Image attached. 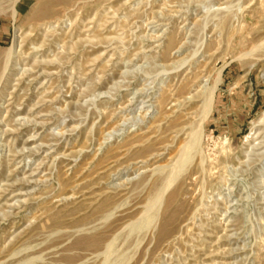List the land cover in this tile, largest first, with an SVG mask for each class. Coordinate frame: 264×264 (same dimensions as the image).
<instances>
[{
    "label": "rangeland",
    "instance_id": "obj_1",
    "mask_svg": "<svg viewBox=\"0 0 264 264\" xmlns=\"http://www.w3.org/2000/svg\"><path fill=\"white\" fill-rule=\"evenodd\" d=\"M44 1L0 0V264H264V0Z\"/></svg>",
    "mask_w": 264,
    "mask_h": 264
},
{
    "label": "bare ground",
    "instance_id": "obj_2",
    "mask_svg": "<svg viewBox=\"0 0 264 264\" xmlns=\"http://www.w3.org/2000/svg\"><path fill=\"white\" fill-rule=\"evenodd\" d=\"M57 1H65V0H45L44 1V3H43V12H45V13H49V12H52V11H54L55 10V5L57 4ZM17 14V12L15 11V15ZM8 65H9V63L7 62L6 63V68H5V70H7V68H8ZM5 72V71H4ZM216 86V85H215ZM200 93H201V91H199ZM199 92H195L196 94H194V95H191V96H189V97H186V100H188L189 102H191L195 97H197V96H199L200 95V93ZM203 108H204V110L202 111V118H201V121L203 122L206 118H207V116H208V114H210V112H211V109H212V104H213V100H214V96H215V90H214V88H212V87H206L205 88V91H203ZM202 105V104H201ZM200 116V115H199ZM190 122V121H189ZM196 122V121H195ZM202 122H200V124H199V128L197 129L196 128V132L194 131L193 133H194V138H192V139H195V141L197 142H195L196 143V145H198V143L199 142H201V140H202V137H203V123ZM184 124V126H183V128H185V127H187L188 126V124H186V123H183ZM186 125V126H185ZM194 142V141H193ZM200 145V144H199ZM195 146V145H194ZM188 153H187V150H186V152H185V150H184V152H183V157L181 156V158H180V160H182V158L183 159H185V157H188V155H187ZM187 159V158H186ZM181 162V161H180ZM182 163V162H181ZM181 163H180V165H181ZM183 164H185L184 162H183ZM182 166V165H181ZM181 166H180V168H181ZM183 167V166H182ZM171 176V175H170ZM169 184H170V182H169ZM168 184V185H169ZM167 187V186H166ZM163 190H165V189H163ZM161 192V191H160ZM163 192L164 191H162V193L159 195V197H160V201H159V199H158V201H159V204L160 203H162V198H163V196H164V194H163ZM157 201V200H156ZM159 206V205H158ZM160 206H161V204H160ZM158 209V208H157ZM157 211V210H156ZM159 211V210H158ZM157 211V212H158ZM159 215L160 216V214H158V213H154V214H147V215H145V216H143L142 218H141V220H139V224L138 225H143V226H147V227H151L152 225H154V223L155 222H158V216L157 215ZM138 225H136V226H138ZM154 229V228H153ZM148 232V231H147ZM149 233V232H148ZM147 233V234H148ZM150 233H152V232H150ZM146 235V234H145ZM147 236V235H146ZM144 237V236H143ZM111 245V244H110ZM109 247V246H108ZM107 251V250H106ZM110 251V248H109V250L107 251V253ZM106 253V254H107ZM109 254V253H108Z\"/></svg>",
    "mask_w": 264,
    "mask_h": 264
}]
</instances>
